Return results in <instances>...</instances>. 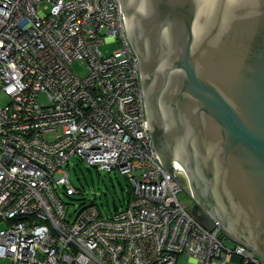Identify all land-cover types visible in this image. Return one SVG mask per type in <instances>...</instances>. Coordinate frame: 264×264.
Instances as JSON below:
<instances>
[{
	"label": "built area",
	"instance_id": "obj_1",
	"mask_svg": "<svg viewBox=\"0 0 264 264\" xmlns=\"http://www.w3.org/2000/svg\"><path fill=\"white\" fill-rule=\"evenodd\" d=\"M0 94V258L264 264L240 242L226 246L219 221L206 227L178 199L184 186L145 128L138 56L118 0H0ZM72 156L127 176V204L106 217L89 202L69 211L62 196L79 193L67 171Z\"/></svg>",
	"mask_w": 264,
	"mask_h": 264
},
{
	"label": "water",
	"instance_id": "obj_2",
	"mask_svg": "<svg viewBox=\"0 0 264 264\" xmlns=\"http://www.w3.org/2000/svg\"><path fill=\"white\" fill-rule=\"evenodd\" d=\"M118 1L155 156L196 219L264 257V0Z\"/></svg>",
	"mask_w": 264,
	"mask_h": 264
},
{
	"label": "rangeland",
	"instance_id": "obj_3",
	"mask_svg": "<svg viewBox=\"0 0 264 264\" xmlns=\"http://www.w3.org/2000/svg\"><path fill=\"white\" fill-rule=\"evenodd\" d=\"M40 6L43 10H47L45 4H41ZM113 46L112 43L101 45L100 49L102 51L108 49L107 52H109ZM84 66L85 63L82 60H75L72 63V68L81 76L86 74ZM44 100V96H41L40 101ZM5 101H7V98L3 94H0V103ZM52 136V132L46 135L47 138H51ZM67 171L71 184L80 189L77 194L62 196L69 211L78 209L82 197L86 199L94 198L101 215L106 217L114 212V206L117 205L120 207L121 204L127 201V192L131 187L130 181L119 170H112L109 172L99 170L94 166H89L87 163L78 160L76 156H72L69 159ZM178 199L183 203L186 209H190L194 204L192 197L189 195V191L185 187L178 193ZM3 227L4 223L0 222V229ZM223 242L226 246L233 245V242L225 236H223ZM0 264H11V262L7 258H0ZM228 264L235 263L228 262Z\"/></svg>",
	"mask_w": 264,
	"mask_h": 264
},
{
	"label": "trees",
	"instance_id": "obj_4",
	"mask_svg": "<svg viewBox=\"0 0 264 264\" xmlns=\"http://www.w3.org/2000/svg\"><path fill=\"white\" fill-rule=\"evenodd\" d=\"M126 177H127V176H126ZM127 179H128V178H127ZM78 189H79V188H78ZM79 190H80V189H79ZM130 194H131V190H130V188H129V189H128V192H127V201H126L125 203L121 204L120 207H118L117 205L114 206V210H113V211H115V210H117V209H119V208L124 207V206L127 204L128 200H129V198H130ZM81 200H82V201H81L80 204H85V203H87V202L92 203V204H96V201H95L94 198H93V199H86L85 197H82ZM96 205H97V204H96ZM111 212H112V211H111Z\"/></svg>",
	"mask_w": 264,
	"mask_h": 264
},
{
	"label": "flooded vegetation",
	"instance_id": "obj_5",
	"mask_svg": "<svg viewBox=\"0 0 264 264\" xmlns=\"http://www.w3.org/2000/svg\"><path fill=\"white\" fill-rule=\"evenodd\" d=\"M184 185V184H183ZM185 187V186H184ZM190 193V192H189ZM201 217V219H202V221L204 222L205 220H204V218H205V216L204 215H200ZM234 243V242H233Z\"/></svg>",
	"mask_w": 264,
	"mask_h": 264
}]
</instances>
